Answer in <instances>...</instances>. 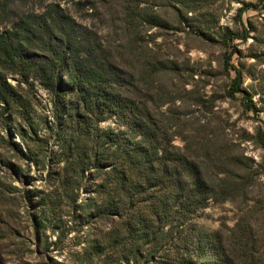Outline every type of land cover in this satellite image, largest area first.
I'll list each match as a JSON object with an SVG mask.
<instances>
[{
    "label": "rangeland",
    "instance_id": "rangeland-1",
    "mask_svg": "<svg viewBox=\"0 0 264 264\" xmlns=\"http://www.w3.org/2000/svg\"><path fill=\"white\" fill-rule=\"evenodd\" d=\"M247 4L257 8L241 12ZM49 11L65 18L74 37L88 38L83 50L101 45L126 72L127 97L155 117L163 148L194 162L214 185L205 207L172 230L174 245L197 230L212 238L202 237L201 253L190 251L192 262L199 255L198 264L212 263L220 244L236 264H264V0H0V34ZM226 53L254 112L242 94L227 95L234 72L223 67ZM18 70L0 59V74L20 97L18 105L0 102V264H81L97 227L80 226L87 213L59 202L61 144L71 134L62 125L72 118L61 106L70 107L72 95L57 107L33 75ZM99 127L126 131L115 117ZM82 183L74 193L80 204L90 181ZM38 192H55L58 203L42 224Z\"/></svg>",
    "mask_w": 264,
    "mask_h": 264
},
{
    "label": "trees",
    "instance_id": "trees-1",
    "mask_svg": "<svg viewBox=\"0 0 264 264\" xmlns=\"http://www.w3.org/2000/svg\"><path fill=\"white\" fill-rule=\"evenodd\" d=\"M256 8L247 4L241 12ZM26 17L0 34V59L18 65L19 75L21 71L33 75L54 96L57 107L63 96L72 95L70 107L61 106L72 118L62 125L71 134L61 144L64 194L59 202L71 205V213H87V224L80 226L97 227V236L82 248L81 264H198L199 255L192 262L190 251L201 253L202 237L209 235L195 230L175 246L172 230L185 226L189 215L205 207L214 185L203 179L194 162L163 148L155 117L148 107L127 97L126 72L109 61L100 44L83 50L88 38L74 37L65 18L51 11ZM223 67L234 72L227 95L242 94L245 110L254 112L253 102L240 89L241 73L231 64L230 53L224 54ZM19 101L0 74V102ZM108 117H115L126 131L101 129L99 124ZM260 144L264 149V130ZM84 178L90 185L87 201L80 204L74 193ZM38 194L42 224L54 215L58 203L52 198L55 192ZM212 250L210 264H236L222 245ZM171 256L179 259L171 262Z\"/></svg>",
    "mask_w": 264,
    "mask_h": 264
}]
</instances>
